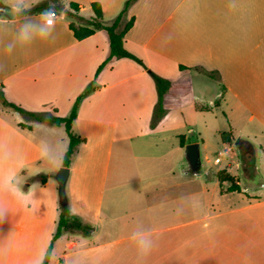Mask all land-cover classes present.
<instances>
[{"label":"crops","instance_id":"obj_1","mask_svg":"<svg viewBox=\"0 0 264 264\" xmlns=\"http://www.w3.org/2000/svg\"><path fill=\"white\" fill-rule=\"evenodd\" d=\"M126 1L29 0V11L37 12L27 15L38 19L52 5L56 11L77 3L87 21L94 15L91 4L98 2L110 25ZM127 18H134V25L125 48L173 82L164 98L167 114L155 127L156 85L139 64L117 60L95 79L110 51L103 31L77 40L70 24L92 25L66 14L46 39L22 44L15 41L13 25L0 30V90L10 102L29 112L68 117L77 97L91 82L96 86L73 125L86 140L66 184L76 220L54 242L50 264H65L75 254L83 264H137L132 240L137 230L155 243L144 264H264V0H137ZM9 43H15L12 52ZM195 71L209 79L212 97L198 85L184 88ZM200 101L209 107L201 110ZM216 108L226 110L228 131L214 129L218 148L225 150L214 164L220 166V153H233L239 141L237 169H252L249 181L237 180V192L221 187L210 168L201 171L202 163L192 172L186 158L187 145L205 142L192 128L201 118L208 120L206 114L217 118ZM39 125L0 102V140L23 159L24 190L35 187L28 207L8 201L10 214L0 224V264H29L57 230L61 208L54 180L40 178L41 144L47 143L52 155L57 144L39 133ZM187 127L191 138L184 134ZM53 128L64 131L57 140L62 168L69 137L64 126ZM223 132L231 133L232 142H223ZM224 168L236 176L229 160ZM108 189L111 195L105 197Z\"/></svg>","mask_w":264,"mask_h":264},{"label":"trees","instance_id":"obj_2","mask_svg":"<svg viewBox=\"0 0 264 264\" xmlns=\"http://www.w3.org/2000/svg\"><path fill=\"white\" fill-rule=\"evenodd\" d=\"M137 0H127L124 6L123 11L114 19V21L110 25H106L103 22V9L100 3L93 2L91 4L92 10H93V16L89 20H85L82 17L79 16V10L80 7L77 3H71L70 9H65L63 6L58 9L56 12L61 13L62 11L65 12L66 15L72 16L78 21L85 22L87 24H90L92 26H80L76 25L75 23L70 24V29L73 31L74 36L77 40H84L92 35L95 34L97 30L103 31L109 41L110 45V51L106 59L101 63V65L98 67L97 72L95 74V79L98 78V76L106 69L111 67L117 60L120 59H130L139 64L153 79L157 93H158V103L154 110L153 120H152V127H155L167 114V109L164 105V98L165 96L171 91L173 87V82L169 79H166L160 75H158L156 72H154L152 69H150L145 62L137 57L135 54L129 52L125 48V37L128 31L133 27L134 25V18H127V12L129 8L136 2ZM0 8L2 7V4L0 2ZM42 9V8H41ZM37 10L34 11H28L26 14H33L36 13ZM194 68H187L185 66H180V70H191ZM198 69V68H195ZM209 77H211V73L205 72ZM96 89L95 83L91 82L89 86L86 88L84 92H82L76 99L72 111L68 117H61L57 116L54 113H37V112H29L26 111L21 106L10 102L6 97L3 91L0 90V102L4 108L12 109L14 111H18L24 115H27L30 120L37 121L39 123H46L48 125L61 127L64 126L66 133L69 137V147L66 151L64 158H63V166L64 167H70L74 159L76 158L80 146L85 143V139L82 138L79 134L76 133L74 130V121L77 119V114L79 107L84 100L90 93L94 92ZM56 111V110H55ZM22 127H27L29 129H32L31 126L26 125L24 123L20 124ZM222 140L224 143H230L232 142L233 138L231 133L229 132H223L221 134ZM182 145L184 146L183 137L181 140ZM217 177L219 179L221 187L225 188L227 192H237L240 191L241 188L239 184H237V180H234V177L228 172L227 169H222L217 173ZM46 179L43 176V181ZM72 220H76V217L71 213L68 206L61 207V213L58 221L57 230L53 236L52 242L49 247V257L45 259L44 264H50L52 249L54 242L62 236L65 229L68 228L70 222ZM79 229L83 230L84 232L86 229H84L81 226H78ZM64 264V263H61Z\"/></svg>","mask_w":264,"mask_h":264},{"label":"clouds","instance_id":"obj_3","mask_svg":"<svg viewBox=\"0 0 264 264\" xmlns=\"http://www.w3.org/2000/svg\"><path fill=\"white\" fill-rule=\"evenodd\" d=\"M38 3L39 0H32ZM4 5L11 11L6 12L5 8H0V30L4 26L11 24L15 30V41L20 43H29L37 36L47 38L56 28L58 21L63 20L65 12H61L60 16L54 9V5L47 12L39 14L38 19L29 16L26 13L32 8L29 0H4ZM12 16V19L6 18ZM55 38H53V41ZM15 43L7 45V51L12 52ZM2 70V66H0ZM41 158L44 159L51 167L59 168L62 159L52 156V150L47 143H42L40 148ZM23 159L19 153L14 150L6 141L0 140V224L5 222L10 214L9 200H15L21 205L28 207L29 201L33 198L35 187L31 186L27 191L24 190L26 180L22 175ZM132 240L137 245V264H144L147 256L152 252L155 243L151 237L142 230L134 231ZM49 245L44 246L38 251L36 256L29 264H44L45 259L49 257ZM55 250L52 249V252ZM65 264H83V258L80 254L69 257Z\"/></svg>","mask_w":264,"mask_h":264},{"label":"rangeland","instance_id":"obj_4","mask_svg":"<svg viewBox=\"0 0 264 264\" xmlns=\"http://www.w3.org/2000/svg\"><path fill=\"white\" fill-rule=\"evenodd\" d=\"M90 12L91 11H85L83 15H88ZM58 14L60 15L61 13H58ZM191 75L193 76L194 80L192 79V81L188 80L187 82H185L184 88L192 89L194 85H198L197 86L198 88L200 89L203 88L205 91H207L206 94L208 97H212L211 96L212 89L211 87H209V82H210L209 79L205 77L204 74L200 73L199 71L192 72ZM182 91H184V89H182ZM223 96H224V89L219 87V91L216 94V98L221 100ZM198 103H200L199 107L201 110L209 107L208 102L206 101H203V102L200 101ZM215 112L217 113V118L215 117V113H213V115L206 114L208 116L207 119L208 118L209 119L203 120V118H201L198 123V126H195L192 128L196 134H199V133L202 134V137L205 139L204 143L201 142V139H200V144L198 143L199 145H201V150H200L201 151V163H202L201 171H203L205 168H210L213 174H217L220 171V170L218 171V169H221V167H225V162L229 160L230 166L231 167L233 166L232 171L234 174H236V176L234 177L231 173L230 174L234 177V180H240L241 183L244 184L245 180L249 181L251 179V177L253 176V173H252V169L248 167L246 168L244 165H242L241 167L242 171L237 169V157L239 156V152L236 147L234 148L233 153H228L225 156H222V155L219 156L220 160L221 158L223 160L220 166L214 164L215 157L218 156V153L225 151L224 149L220 150V148H218L217 135L216 133H214V129H224L225 131H228V125L226 124V120L224 117L226 110H224L223 108H220V109L216 108ZM53 127L55 126L48 125L46 123H40L38 129L41 135L48 134L52 140H56L57 145H56L54 154L52 156L59 158L60 157V152H59L60 142H58L57 140L61 138L62 136L61 134H64V131H59L58 129H55ZM189 128L190 127H187V129L184 132L187 138L192 137V134L189 132ZM41 168H42V172L40 174V178H42L43 176H45L46 178L47 176H49L50 178H53L55 189H56V194L58 196V201H59V205L61 208L62 206L59 200V185L56 179L57 174L61 168H53L45 160L43 161V165L41 166ZM208 180H211L210 177L208 178ZM69 189H70V181L68 182V185H67L68 192H69ZM262 192L264 194V190H262ZM110 195H111L110 189H108L105 192L104 196L107 197Z\"/></svg>","mask_w":264,"mask_h":264},{"label":"water","instance_id":"obj_5","mask_svg":"<svg viewBox=\"0 0 264 264\" xmlns=\"http://www.w3.org/2000/svg\"><path fill=\"white\" fill-rule=\"evenodd\" d=\"M6 12L11 11L5 7ZM12 19V16H7ZM236 147L241 150L239 141L236 142ZM186 158L189 164V168L192 172L197 173L201 167V153L200 145L198 143H192L186 146ZM70 175L69 167H62L57 174V182L59 185V198L60 204L63 207L68 206V197L66 192V184Z\"/></svg>","mask_w":264,"mask_h":264},{"label":"built area","instance_id":"obj_6","mask_svg":"<svg viewBox=\"0 0 264 264\" xmlns=\"http://www.w3.org/2000/svg\"><path fill=\"white\" fill-rule=\"evenodd\" d=\"M57 13V12H56ZM57 16H59V14L57 13ZM222 154L220 153V156H221ZM220 162V160L218 159L217 161H216V163H219Z\"/></svg>","mask_w":264,"mask_h":264},{"label":"flooded vegetation","instance_id":"obj_7","mask_svg":"<svg viewBox=\"0 0 264 264\" xmlns=\"http://www.w3.org/2000/svg\"><path fill=\"white\" fill-rule=\"evenodd\" d=\"M248 168H250V167H248Z\"/></svg>","mask_w":264,"mask_h":264}]
</instances>
